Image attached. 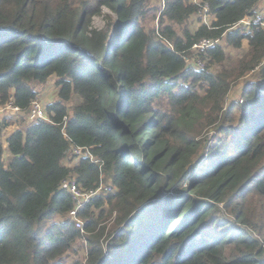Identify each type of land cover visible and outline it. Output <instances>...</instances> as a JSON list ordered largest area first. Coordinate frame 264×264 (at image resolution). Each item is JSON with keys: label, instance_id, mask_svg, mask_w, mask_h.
Segmentation results:
<instances>
[{"label": "trees", "instance_id": "16d2710c", "mask_svg": "<svg viewBox=\"0 0 264 264\" xmlns=\"http://www.w3.org/2000/svg\"><path fill=\"white\" fill-rule=\"evenodd\" d=\"M150 1L0 0V104L26 108L51 76L59 88L48 119L0 142V264H264V16L234 27L259 0H200L212 19L194 29L200 2ZM202 38L247 40L259 76L240 99L227 101L234 71L211 70L221 42L185 63ZM72 146L95 160L66 165ZM67 178L113 186L80 208L83 232Z\"/></svg>", "mask_w": 264, "mask_h": 264}, {"label": "rangeland", "instance_id": "374dc122", "mask_svg": "<svg viewBox=\"0 0 264 264\" xmlns=\"http://www.w3.org/2000/svg\"><path fill=\"white\" fill-rule=\"evenodd\" d=\"M194 2H196V1L194 0ZM150 4L155 6V7L160 8L161 6H163V0H151ZM103 11L109 12V10L106 7H103ZM252 12H253V14H255L254 16L259 17V18L262 17L264 15V0H259L255 4ZM211 19H212V16H211L210 12L207 13V11H204V10L203 11H197L191 15V17L188 21V26H189V28L194 29L195 27H197L198 25H200L202 23L209 22V20H211ZM105 23H106V19L103 15H94L92 17L93 26L102 27V26H104ZM155 23H156L155 18L154 19H147L145 21V27L149 29L153 26H156ZM238 26H239V23L237 25H235L234 27L236 28ZM219 42L222 43V45L224 47V51L226 53L225 64L212 65L211 70L216 72L218 69L225 67L227 69H231L234 71V74L236 75V81L233 83L232 89L228 94L227 101L229 102V101L238 100L241 97V89L243 88V86L245 85L247 80H253L259 76L258 73H255L257 71L258 67H255L249 71H247V68H244L245 61L243 60V56H244L246 50L248 49L247 40L243 39L241 46L237 47V48L232 46V44H230L226 40H223V38L221 40H219ZM186 59H188V61H189V62H185L187 65L193 66L196 68L203 67L206 63V59H201L200 63L198 62V59H200V58L195 51H193V54L188 56ZM55 80H56L55 76H51L43 83L32 82V86L37 91V97L44 103V106L46 104H48L50 101L57 99V93H58L59 88L56 85ZM79 99L80 98L78 95L72 94L69 101H68L69 106L76 104L79 101ZM227 105H228V103H227ZM10 125H12V126H9V127L2 129L0 131V142H1V140L4 139V136L8 132H11L15 127L16 128L25 127L27 125V122L25 121V119H23V117H20L17 120H11ZM209 127L206 128L202 132V134L200 135L201 138H204V135L208 131ZM9 156H10L9 152L6 150V148H4L3 158H4L5 162L8 161ZM73 156H74L73 153L68 150L67 155H66L65 160H64L66 165L72 166L74 164ZM102 183H103V185L110 184V183H108V181L104 182L103 180H102ZM105 207H107V206H105ZM93 210H94V213L96 215H99V209L98 208L93 207ZM81 219L83 222V218H81Z\"/></svg>", "mask_w": 264, "mask_h": 264}, {"label": "built area", "instance_id": "2783aa9c", "mask_svg": "<svg viewBox=\"0 0 264 264\" xmlns=\"http://www.w3.org/2000/svg\"><path fill=\"white\" fill-rule=\"evenodd\" d=\"M195 1L197 3L200 2L198 11L204 10L207 11V13H209V5L206 1L205 2H201L200 0L198 1L195 0ZM262 17L259 18V17L246 16L242 18L238 23L239 25H244L246 27H249L251 24L262 22L261 21ZM218 41L219 39H210V38L200 39L191 46L190 51H188L186 54L183 55L184 61L189 62L188 59L186 58L192 55L193 51H195L200 58L198 59V62L200 63V60L203 59L202 56L204 55V52L211 45H213ZM21 116L25 117L26 122L35 121L38 119H48L45 112L44 103L38 97L34 98L26 108H23L19 104L15 103L13 94L11 93L9 95L8 100L0 104V123L3 121L5 117H7L6 119L17 120ZM70 151L74 155L73 156L74 160L79 159L82 155L83 157H87L92 160L94 159V156L90 153L88 149H83L80 146H72ZM61 186L65 187L70 192L74 200V204L69 211V216L75 222V225L80 228L81 231H83L84 229V224L82 222V219L78 216V212L80 208L84 206L85 203L94 196L113 190V186L111 184L103 185L102 180H100V183L97 186L87 189L81 187L75 181V179L67 178L62 181Z\"/></svg>", "mask_w": 264, "mask_h": 264}, {"label": "crops", "instance_id": "0c3cea01", "mask_svg": "<svg viewBox=\"0 0 264 264\" xmlns=\"http://www.w3.org/2000/svg\"><path fill=\"white\" fill-rule=\"evenodd\" d=\"M10 132H8L5 136H4V138L9 134Z\"/></svg>", "mask_w": 264, "mask_h": 264}]
</instances>
